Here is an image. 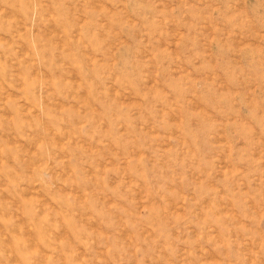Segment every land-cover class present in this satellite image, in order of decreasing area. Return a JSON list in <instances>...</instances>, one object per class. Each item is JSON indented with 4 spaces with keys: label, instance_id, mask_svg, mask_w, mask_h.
Segmentation results:
<instances>
[{
    "label": "rangeland",
    "instance_id": "rangeland-1",
    "mask_svg": "<svg viewBox=\"0 0 264 264\" xmlns=\"http://www.w3.org/2000/svg\"><path fill=\"white\" fill-rule=\"evenodd\" d=\"M0 264H264V0H0Z\"/></svg>",
    "mask_w": 264,
    "mask_h": 264
}]
</instances>
